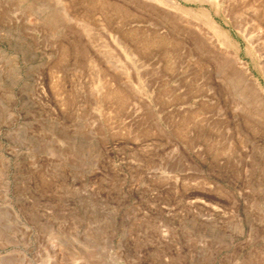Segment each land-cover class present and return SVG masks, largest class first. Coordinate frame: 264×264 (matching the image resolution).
I'll list each match as a JSON object with an SVG mask.
<instances>
[{
  "label": "rangeland",
  "instance_id": "rangeland-1",
  "mask_svg": "<svg viewBox=\"0 0 264 264\" xmlns=\"http://www.w3.org/2000/svg\"><path fill=\"white\" fill-rule=\"evenodd\" d=\"M154 1L0 0V264H264V0Z\"/></svg>",
  "mask_w": 264,
  "mask_h": 264
},
{
  "label": "bare ground",
  "instance_id": "bare-ground-1",
  "mask_svg": "<svg viewBox=\"0 0 264 264\" xmlns=\"http://www.w3.org/2000/svg\"><path fill=\"white\" fill-rule=\"evenodd\" d=\"M148 1H151V0H148ZM163 1H164V3H166V4H169V5H175L173 1H170V0H163ZM188 1H191V2H197V3H201V4H203V3L209 4L210 7H211V9H212V11H213L214 13H216V9L214 8V5H213V3H212V0H188ZM154 2H155V1L153 0V3H154ZM159 4H160V2H159ZM161 5H163V4H161ZM177 9H178V8H177ZM204 16L206 17V21L211 25V27H212L214 30L218 31V26H217V24L211 19L210 15H209V12H205V13H204ZM223 36H224V38L227 40L226 34H223ZM236 51H237V50H236ZM236 55H237V52H236ZM239 67H240V71H241L242 76H243L246 80H248V81L250 82V84H251L252 86H254V88H256L257 90H259L260 92H262L261 89H260V87H259V85H258V83H257V80H256V79L251 75V73L249 72L247 65L240 64Z\"/></svg>",
  "mask_w": 264,
  "mask_h": 264
}]
</instances>
